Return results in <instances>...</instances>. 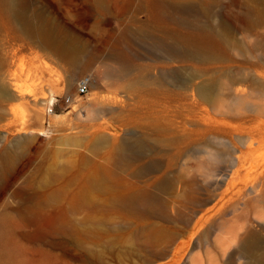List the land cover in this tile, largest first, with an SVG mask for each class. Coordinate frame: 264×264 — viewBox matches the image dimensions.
Wrapping results in <instances>:
<instances>
[{
  "label": "rangeland",
  "instance_id": "obj_1",
  "mask_svg": "<svg viewBox=\"0 0 264 264\" xmlns=\"http://www.w3.org/2000/svg\"><path fill=\"white\" fill-rule=\"evenodd\" d=\"M101 1L28 0L32 10L72 38L80 58L101 51L90 67L75 72L69 88L64 78L75 71L72 65L49 55L17 23L0 27V55L5 60L0 85L22 93L0 96V160L6 153L14 159L0 176V213L7 210L16 219L34 220L14 229L24 259L38 263L45 251L56 258L54 263L59 258L69 264H208L212 257L217 264H244L237 254L228 260L236 249V244L225 243L230 233L224 220L231 214L193 223L201 214L213 213L235 185L249 183L264 169V21L246 32L236 20L255 2ZM204 28L222 35L221 54L208 60L176 57L174 36H193ZM114 44L133 60L131 92L101 84L107 66H114L102 56ZM196 70L219 78L215 100L197 95L188 99L173 81L162 79L164 74L178 78ZM85 75L94 86L78 95L77 83ZM50 93L52 104L32 105V98ZM112 95L123 103L113 107L114 113L97 112L100 99ZM236 98L240 102L234 103ZM133 136L143 145L139 151L149 169L147 181L117 168L122 184L149 185L162 165L150 153L183 148L189 152L187 159L174 171L182 170L187 178L179 193L189 188L210 193L209 203L178 235L163 218H140L110 206L107 192L88 185L96 167L110 166V146ZM102 137L108 143H99ZM210 152L220 158L209 159ZM260 216L264 221V212ZM151 225L161 230L156 237L146 234Z\"/></svg>",
  "mask_w": 264,
  "mask_h": 264
},
{
  "label": "bare ground",
  "instance_id": "obj_2",
  "mask_svg": "<svg viewBox=\"0 0 264 264\" xmlns=\"http://www.w3.org/2000/svg\"><path fill=\"white\" fill-rule=\"evenodd\" d=\"M253 1L255 5L245 7L243 15L236 19L240 20L242 28L246 32L259 26L264 21V0ZM96 3L101 4L102 1L96 0ZM153 3L157 5L158 0H153ZM33 11L34 10L28 6V0H0V27L4 23L8 25L14 22L17 23L22 32L34 37L35 41L42 46L49 55L55 56L62 63L72 65L75 71L69 72L64 78L66 88H69L73 84L75 72L84 71L90 67L101 55V51L80 58L79 50L72 43V38L68 34H63V32L58 31L53 23H48V21H46L47 18ZM157 17L159 18L161 16L158 15ZM167 18H171V14H169ZM232 33L233 31L228 32L230 37L233 36L234 33ZM170 37L172 38V36ZM174 39L176 57L198 58L202 60L218 57L222 51L221 44L224 42L219 32L208 28H204L202 32L193 36H174ZM102 58L107 62L110 61L114 66H107L104 77L101 79V84L113 86L117 90L131 92L135 86V83L131 81L133 79L130 77L134 69L133 60L119 51L116 44L111 45L108 54L103 55ZM4 64L5 60L0 55V68H2ZM137 71L138 70H134V72ZM204 75L207 74H202L200 71L196 70L186 77L176 78L169 74H164L162 79L173 81V85L184 90V95L187 96L188 99L189 97L194 99L193 97L197 95L200 99L213 101L216 99L215 92L219 78L214 74L203 77ZM197 78L202 79L196 82ZM237 79H240V77H237ZM237 79L235 81H237ZM88 80L90 86H94V83L89 77ZM8 94L15 98L22 95V93H14L12 89L8 90L0 85V96ZM249 95L251 96V94ZM69 101L70 98L67 102ZM238 101L240 102V99L236 98L234 103ZM244 101L245 104L246 100ZM31 103L33 106L52 104V94L50 93L47 97L42 95L39 99L32 98ZM122 103L123 100L120 97L118 98V96L112 95L102 97L99 101L101 107L97 112L101 113L106 111L107 113H114L115 110L113 107L118 104L121 105ZM249 103L250 102H248V104ZM258 112L260 113H258V115H261V112ZM38 118L39 114L36 113L35 119L37 120ZM154 129L158 131L156 128ZM161 129L164 130V128L160 126V130ZM99 143L105 144L108 143V141H106L105 137H102ZM142 147L141 141L136 136H133L131 139L124 137L116 144H112L108 157V164L110 166L108 168L105 166L96 167L95 171L88 178V185L95 190L107 192L110 206L137 215L140 218L154 216L165 219L167 222L173 224L175 233L178 235L185 227L191 224L195 216H198L202 207L209 203L210 193L209 191L204 193L205 191L203 188L193 189L189 187V189L187 188V192L179 193L182 188L181 186L184 183L186 184L187 178L182 170L176 173L174 171L178 168L179 162H183L188 156L187 154L189 152L186 151V153L183 148H177L173 151H154L150 153V158L153 160H161L162 165L160 168V175L156 180L147 183L149 185L127 186L122 184L116 175L117 168H121L130 173L139 181H147L146 178L148 173L146 172H149V169L142 162L144 157L141 156V152L139 151ZM216 158H220V155L216 152H210L209 159ZM13 160V157L9 155V153L2 156L0 160V176L7 169L9 164H12ZM188 177L190 176L188 175ZM150 186L156 190H150ZM84 199H86V197H84ZM221 199L223 202L218 205V207L214 208L213 213L208 216L201 214L199 219L194 221L193 225H197L203 218H205V221H209L211 217L218 214L222 216L231 214V218L224 220V222L229 223L228 232L230 233L228 234L230 236L227 235V237H225V241H227L225 243H228V245L236 244V249L229 255L228 260H231L233 256L237 254L239 258L245 260L244 264H264V221L259 219V217H261L260 214L264 212V169H261L259 172L256 171V173L251 176L249 183L235 185L233 189H231L228 194L222 196ZM173 201H178V205L174 206L172 204ZM5 211L0 213V264H53L56 258H53L51 254L45 251L41 253V259L38 263L24 259L23 249L17 243L14 229L17 227H25L34 220L24 216L16 219ZM169 212H174L175 214L171 215ZM175 223H180L182 226L174 225ZM159 233H161V230L156 226L151 225L146 229V234L150 237H156ZM176 250L178 249L176 248ZM54 264L69 263L59 260L58 258L57 263ZM197 264H202V261L199 260ZM208 264L217 263L212 257ZM225 264H230V262L226 261Z\"/></svg>",
  "mask_w": 264,
  "mask_h": 264
},
{
  "label": "built area",
  "instance_id": "obj_3",
  "mask_svg": "<svg viewBox=\"0 0 264 264\" xmlns=\"http://www.w3.org/2000/svg\"><path fill=\"white\" fill-rule=\"evenodd\" d=\"M88 76L85 75L83 77H81L77 83V94L78 95H82V94H85L88 90H89V87H90V84L88 82ZM69 98H67L68 100Z\"/></svg>",
  "mask_w": 264,
  "mask_h": 264
}]
</instances>
